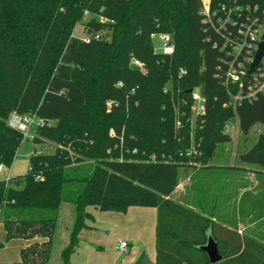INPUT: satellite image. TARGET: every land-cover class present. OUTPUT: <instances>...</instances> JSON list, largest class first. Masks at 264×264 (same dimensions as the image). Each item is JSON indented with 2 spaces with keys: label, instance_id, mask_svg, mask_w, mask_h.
I'll list each match as a JSON object with an SVG mask.
<instances>
[{
  "label": "trees",
  "instance_id": "16d2710c",
  "mask_svg": "<svg viewBox=\"0 0 264 264\" xmlns=\"http://www.w3.org/2000/svg\"><path fill=\"white\" fill-rule=\"evenodd\" d=\"M202 9V0H0V164L10 167L24 140L9 124L11 114L57 120L36 130L33 142L49 140L56 148L32 150L24 186L0 182L7 238L30 241L10 264H49L64 202L73 204L74 219L61 264H69L81 231L94 220L90 207L125 212L131 206L157 208L155 264H212L199 247L209 230L224 256L216 264H264V238L241 235L169 198L182 167H196L190 161L210 167L218 146L231 141L224 126L236 114L245 136L263 126L239 156L264 168V93L235 114L224 106L222 85L233 46L228 36L262 18L264 0H210L212 21ZM229 9L237 25L217 31ZM86 11L105 20L85 21L88 39L76 49L72 77L62 78L57 65ZM158 32L173 34L172 54L155 50ZM203 85L206 113L193 128L189 89ZM192 143L202 155L183 153ZM151 153L167 159L147 160ZM73 183L80 188L65 194Z\"/></svg>",
  "mask_w": 264,
  "mask_h": 264
},
{
  "label": "crops",
  "instance_id": "0c3cea01",
  "mask_svg": "<svg viewBox=\"0 0 264 264\" xmlns=\"http://www.w3.org/2000/svg\"><path fill=\"white\" fill-rule=\"evenodd\" d=\"M203 168L205 170L202 172H196L190 167L181 171L180 174H183V179L169 198L202 213L224 227L238 231L240 234H247L251 237H264V176L254 175L253 169L246 166V175L241 177L242 180L238 185V175L224 169V167L214 171L208 170L210 167ZM254 178H256L255 184L257 185L255 188L253 187ZM195 185L198 186V191L193 188ZM64 203H62L59 210L57 228L62 236V248L68 242L74 219L73 204L68 203L71 204L69 207H63ZM99 211L97 215H94V220L88 221L89 226L81 231L79 245L72 254L69 264H74V255H76L80 246L86 245L91 255L97 249H104L112 236V231L115 230H121V234L112 236L113 242L111 243H114V247L120 241L127 242L129 240L140 241L150 247L153 243L154 248L149 257L156 262V207L131 206L125 212ZM99 222L102 228L99 226ZM254 224L261 225V227L258 226L253 229ZM129 247L130 244L128 243V249ZM128 249L126 252L117 250L119 253H126L122 259L117 258L112 262L106 261L105 263L100 262L101 259H99L85 264H133L141 255L144 247L139 246V244H131V248ZM57 264H61V262Z\"/></svg>",
  "mask_w": 264,
  "mask_h": 264
},
{
  "label": "built area",
  "instance_id": "2783aa9c",
  "mask_svg": "<svg viewBox=\"0 0 264 264\" xmlns=\"http://www.w3.org/2000/svg\"><path fill=\"white\" fill-rule=\"evenodd\" d=\"M203 9L201 13L205 16L206 20L212 21V15L210 12V0H202ZM233 9L228 10V17L225 20H220V26L216 27L217 31H224L228 28V23L232 26L237 25V21L231 18L230 13ZM89 11H86L88 13ZM100 19L105 20L103 16H100ZM238 35L235 37L228 36L227 42L232 43V49L228 51V55L231 59L226 60L227 63V73L223 79L222 85L226 89L228 99L224 103L225 107L231 108L235 114L237 107L244 101L252 102L257 96L261 93H264V58L261 63L258 65L257 69L252 73L248 74V71L251 67L252 62L254 61L255 53L258 49L259 42L262 40L264 33V16L262 18L255 17L250 18L248 21L241 23L238 26ZM99 37V35H96ZM88 39V35L84 40ZM158 39L161 42L160 47L155 46V50L163 52L166 54H172L175 48L174 36L171 33L158 32L153 34V40ZM132 64L138 67L141 71L146 72V68L143 62L137 58H132ZM184 71H181L183 74ZM202 86H196L192 88L190 98L192 101L191 109V120L195 125L198 121L203 122V116L206 113V103L205 95L201 91ZM9 124L22 132L24 139H33L38 127H42L46 124H50L45 118L40 117L36 114H11L9 118ZM182 127V122L178 118L176 120V129L179 130ZM224 132L229 134L231 141L237 140L241 135H243L240 125V120L237 114L235 118L227 121L224 126ZM262 130H258L260 134ZM110 135H116L115 130L112 128L109 131ZM194 142V141H193ZM137 152V149L133 150V153ZM187 156L192 155H202V151L199 148L198 143H192L191 147L183 152ZM122 157L123 154H122ZM160 158L167 159V156L162 155L159 157L156 153H151L147 156V160L157 161ZM196 167H201L203 164L201 161H190ZM10 167L4 164H0V182L5 183V186L8 187L12 185L15 177L10 174ZM4 223L3 218V209L0 202V225ZM116 250L120 252H126L128 249V243L126 241H120L116 245Z\"/></svg>",
  "mask_w": 264,
  "mask_h": 264
},
{
  "label": "rangeland",
  "instance_id": "374dc122",
  "mask_svg": "<svg viewBox=\"0 0 264 264\" xmlns=\"http://www.w3.org/2000/svg\"><path fill=\"white\" fill-rule=\"evenodd\" d=\"M93 15L100 18L98 14H92L91 12H88V13L85 12L83 19L79 23L76 24L73 30V33L71 37L69 38L67 45L64 49L62 57L60 58V61L57 65L56 74L58 76L62 78H67V79L72 77V71H73L72 62H73L74 54L76 52V49L79 43L84 40L82 38L87 35V33L85 32L84 23L86 20H88ZM101 33L103 34L104 32L103 31L98 32V34H101ZM154 44L156 47H160L162 45L158 39L154 40ZM46 120L50 124H55L57 122L56 119H46ZM196 125L197 123L195 124V127ZM193 128H194V124H193ZM259 129L262 130L263 126L260 124L253 126L248 136L241 135L239 137L238 143H237V140L233 139L232 141L220 144L217 148L216 154L210 160L211 166L210 168H208V170L214 171L216 169H219L220 167H224V169H228L232 173H235L238 175V178H239L238 185H240V181L242 180L241 177L246 175L245 174L246 166L253 169L254 175H257L258 177L264 176V168L260 167L259 165H255V164L243 163L239 156L242 151L250 148L253 145L258 135ZM33 134H36V132H34ZM34 148L40 153H53L55 151L56 144L49 140L48 141L44 140L42 142L35 143L30 138L29 139L25 138L21 146L18 149L14 162L12 163L9 169L10 174L13 177L18 178L17 181H13L11 183L12 186L16 188H21L24 186V176L27 174L29 170L30 156ZM185 168H188V167H182L180 169V172L183 171ZM190 169H193L196 172L198 171L202 172L205 170L203 167H190ZM67 171H68V174L73 173L71 169H67ZM182 179H183V174H179V182H181ZM255 180L256 178H254V182H253L254 188L255 186H257L255 184L256 183ZM79 188H80L79 183L68 184L64 190V193L74 194ZM193 188L196 191H198L197 185H195ZM68 203L70 202H65L63 207H66V206L69 207L71 204H68ZM89 210L94 215H97V213L100 212L94 207H90ZM211 212H213V210H211ZM98 224H100L99 226L102 228L101 223L99 222ZM117 226L119 227V225ZM258 226L261 227V225L254 224L253 229H256ZM59 227L61 228V225ZM120 231L121 230L112 231V236L116 234H121ZM241 235H247V234H241ZM112 236L107 242V244L105 245L104 249H97L96 251H94L95 253L92 252V255L89 253V250L86 248L87 247L86 245L80 246V249L78 250L76 255H74V259H75L74 264H85L86 262L88 263L89 261H95V260L98 261L99 259H101L100 262H104V263L106 261L112 262L116 260L117 258L122 259L124 255H126V253H119L116 250V248L114 247V243H111L113 242ZM255 238L260 239L261 236L259 237L255 236ZM127 243L130 244L129 249L131 248V244L132 245L139 244V246L141 247L143 246L144 250L142 251V253L146 252L148 255L151 254L154 248L153 243L151 244V247L147 245L146 243H142L140 241H130L129 240L127 241ZM29 244H30V241L23 239V238L8 239L6 228L4 224H1L0 225V264H10V263L19 262L21 260L22 249ZM62 244H63L62 236L60 235V232H58L57 230L56 236L54 238V244H53V249L51 253V263L50 264H57L58 262L59 263L61 262V248L63 246Z\"/></svg>",
  "mask_w": 264,
  "mask_h": 264
},
{
  "label": "water",
  "instance_id": "95a60500",
  "mask_svg": "<svg viewBox=\"0 0 264 264\" xmlns=\"http://www.w3.org/2000/svg\"><path fill=\"white\" fill-rule=\"evenodd\" d=\"M264 58V33L262 40L259 42L258 49L255 53L254 61L251 64V67L248 71V74H252L261 63ZM192 89H189L191 92ZM202 94L206 95V85H203L201 88ZM202 251H204L212 264L219 263L224 259V256L220 253L218 242L212 235L211 230L208 231V240L205 244L199 246ZM133 264H155V262L149 257L146 252H143L138 259Z\"/></svg>",
  "mask_w": 264,
  "mask_h": 264
}]
</instances>
